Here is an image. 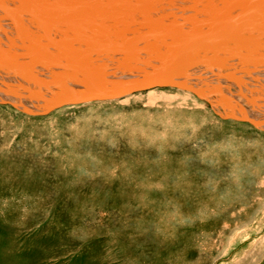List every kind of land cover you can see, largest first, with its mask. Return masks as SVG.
<instances>
[{"label":"rangeland","instance_id":"rangeland-1","mask_svg":"<svg viewBox=\"0 0 264 264\" xmlns=\"http://www.w3.org/2000/svg\"><path fill=\"white\" fill-rule=\"evenodd\" d=\"M4 102L0 264H264V129L175 86Z\"/></svg>","mask_w":264,"mask_h":264},{"label":"bare ground","instance_id":"bare-ground-1","mask_svg":"<svg viewBox=\"0 0 264 264\" xmlns=\"http://www.w3.org/2000/svg\"><path fill=\"white\" fill-rule=\"evenodd\" d=\"M182 59L186 66L164 75ZM111 70L125 76L117 86L102 81ZM151 76L153 88L192 90L219 116L264 129V3L0 0L4 103L41 112L117 100L133 93L112 92Z\"/></svg>","mask_w":264,"mask_h":264},{"label":"water","instance_id":"water-1","mask_svg":"<svg viewBox=\"0 0 264 264\" xmlns=\"http://www.w3.org/2000/svg\"><path fill=\"white\" fill-rule=\"evenodd\" d=\"M264 0H244L245 3H251V2H256V3H264L263 2ZM187 59H182L181 61L179 62H176V63H173L164 73V75H169L170 73H172L173 71H177L179 69H181L183 66H186L187 65ZM166 76H163L161 77L160 79H164V77ZM153 76H151L149 79H146L144 81H142L141 83L139 84H136V85H133V86H130L129 88L125 89L124 91H121V92H117V93H114L112 92V94L110 95V97L112 96H116V97H120V96H123V95H126V94H130V93H134V92H138V91H141V90H144V89H148V88H153V87H156L158 86L157 83H152V84H149L150 82L153 81Z\"/></svg>","mask_w":264,"mask_h":264}]
</instances>
